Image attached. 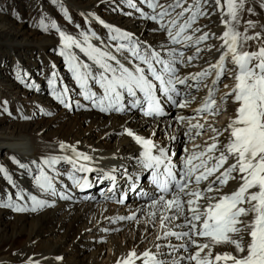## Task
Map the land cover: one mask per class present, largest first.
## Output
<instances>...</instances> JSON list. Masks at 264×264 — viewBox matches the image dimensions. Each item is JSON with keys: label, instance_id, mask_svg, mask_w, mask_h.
<instances>
[{"label": "snow or ice", "instance_id": "1", "mask_svg": "<svg viewBox=\"0 0 264 264\" xmlns=\"http://www.w3.org/2000/svg\"><path fill=\"white\" fill-rule=\"evenodd\" d=\"M124 2L126 7L139 13L140 18L157 25L152 31L162 33L164 41L158 46L147 43L134 33L108 24L92 13L89 15L108 30V41L114 43H106L91 29L81 31L79 39L74 38L62 31L55 21L45 23V18H41L39 27L42 31L52 29L59 34V54L64 57L79 89L76 96L81 98L73 96L66 85L57 87L53 73L48 81L53 99L70 111L73 105L76 109L90 105L104 114L138 111L148 120H157L168 114L167 108L184 109L190 106L196 100L193 91L207 88L206 96L193 115L178 114L175 117L177 129L187 124L184 132L187 140L201 136L204 124L199 122L200 119L218 115L229 99L238 105L234 117L222 129L209 125L212 142H205L202 151L189 153L185 146L184 154L175 160L177 153L153 139L155 131L145 137L125 127L123 134L138 146V155L130 157L135 160L134 167L138 170L133 173L127 168L110 171L97 168L93 156L65 142L59 143V150L65 153L63 156H45L39 162L32 160L29 164L11 157L14 164L33 175L40 197L18 188L15 201L7 195L0 200V208L37 213L54 207L57 198L71 199L66 186L57 187L56 178L62 175L57 165L61 162L70 165L67 179L72 188L81 192L92 188L93 181L89 176L95 173L97 181L107 180L110 183L107 191L117 195L113 202L125 204L127 193L117 191L121 187L118 184L119 173L128 190L138 192L144 203L130 210L128 216L110 218L111 222L135 220L139 224L138 214H144L146 226L155 227L158 218L161 233L156 239L168 242L155 244V252L146 249L137 254L133 249L116 264H136L137 261L140 264H264V46L256 51L240 50L243 42L261 37V33L247 35L248 28L255 27L252 20L247 21L248 28L243 33L238 30L246 0H214V8L210 0H171L170 3L139 0V4L149 10L147 12L135 0ZM57 6L71 23L67 9L59 3ZM217 10L225 29L221 36L216 37L214 33L194 27L200 18L213 15ZM247 11L255 15L252 8H247ZM210 38L222 41L220 49L223 51L219 58L215 63H209L208 68L182 76L180 69L194 66L192 62L202 58L200 53L205 49L201 45H205ZM93 40L99 41V45L93 44ZM177 45L194 49V52L186 57L185 51L179 50ZM206 47L210 51L214 46ZM73 48L83 53L91 64L80 60L71 51ZM229 64L233 67L229 68ZM210 77L211 83L208 84L206 81ZM222 77L234 78L235 83L217 99ZM17 79H23L19 71ZM94 86L98 91L94 90ZM223 87L229 88V85L224 84ZM4 105V111H7V101ZM225 133L228 135L225 136ZM165 135L169 141L176 139L167 131ZM198 147L194 145V148ZM230 159L233 162L229 164ZM144 173L150 174L152 187L148 191L143 186L137 187ZM0 174L17 187L6 167L0 166ZM229 181H236L239 186L230 193H224L222 190ZM101 231L107 233L109 230L105 228ZM170 238L179 243H172ZM222 244L232 246L235 253H213V248ZM55 259L60 261L62 257ZM26 264H39V261L33 262L30 258Z\"/></svg>", "mask_w": 264, "mask_h": 264}, {"label": "bare ground", "instance_id": "2", "mask_svg": "<svg viewBox=\"0 0 264 264\" xmlns=\"http://www.w3.org/2000/svg\"><path fill=\"white\" fill-rule=\"evenodd\" d=\"M61 1L64 0H57L58 3ZM80 1L83 2L86 0ZM136 1L137 0H135V2ZM160 2L170 3L171 0H160ZM212 4L214 8V1H212ZM262 5H264V0H246L245 10L240 14L238 30L243 33L245 30L244 24L248 20H252L255 23V27L248 28L247 35L254 36L255 33H261V37L258 41L253 39L243 42L240 48L241 51H256L259 47L264 46V7H262ZM139 7L143 8L145 12L149 11L146 7H144V5L140 4ZM95 8V5H91L90 0H87V3H85L83 7L79 8L74 5L70 10L68 9L67 12L68 15L71 16V11H75L81 17H84L86 21L97 25L101 34L99 37L106 43H114L108 41L107 39L108 30L94 20L89 13L94 14L96 17H99L108 24L134 33L136 37L146 41L147 43L158 46L159 43L165 39L162 33L152 31L157 27V25H155L152 21L140 18L139 13L135 11L132 14L131 11L128 12V9L125 8L122 11L123 14L116 13V16H112L109 12H107V17H100L96 12H94ZM247 8H252L255 15L250 14L247 11ZM105 11H107V8ZM127 13H131V15H127ZM59 17H61L59 13H56V17L53 15V21L56 22L57 26L67 34L79 39V32L73 31L67 26L61 24ZM63 17L66 19L64 15ZM220 17V11L217 10L213 15L200 18V21H197V24L194 25V27H199L203 32L214 33L216 37H219L225 30L221 24ZM136 27H138V29ZM91 28V26H87L86 31ZM20 33L21 32L19 30L16 32L10 31L6 28V24L0 23V37L16 38L20 35ZM200 34L201 33H196V35ZM45 42H47L46 45L56 47V56L60 57L57 58V61L55 60L56 63L53 61V64L40 61V68L43 69L46 68V66L47 68L49 67V72L51 74L49 73L48 79H44L43 77L42 79L38 78V82H36L37 84H27L28 81H26V78L22 79L25 84L20 82L23 86V91H21L24 94V97L30 95V98L24 101L25 105L21 106L19 110L22 114H24V112L27 113V110L31 108L32 105H39L40 110L43 109V111H53V113L55 109L58 108V102L55 99L52 100L53 96L48 83L53 73L56 75L57 87H63L66 85L72 93L75 91V93L79 92V89L76 87L75 81L72 78V73L68 70V65L65 63L64 57L59 54L61 50L59 34L56 31H53V40H46ZM92 43L99 45V41L97 40H93ZM221 44V40L210 38L206 41L205 45H201V47L205 49L200 53L202 58L198 61H193L192 64L194 66L181 68L180 74L183 76L199 72L208 68L209 63H215L223 51V49H220ZM15 45L19 46L21 44L15 43ZM207 45H213L214 47H212L209 51L207 50ZM176 47L181 51H185L186 57L188 55H192L194 52V49L191 48L184 49L179 45ZM217 49L220 50L218 51ZM71 51L77 55L80 60L91 64V62L88 61L83 53L79 52L78 49L73 48ZM228 66L229 68L233 67L231 64ZM36 67L39 66H35V69ZM232 75L234 77V72ZM27 79H29V77ZM222 81L223 82L219 85L221 91L217 93V99H219V96L223 93L228 92L235 83L234 78L229 79L228 77H222ZM206 83H211V77L208 81H206ZM224 84H228L229 88H224ZM18 87L20 88V86ZM3 90H7V86L5 88L3 87ZM47 90L49 91L48 95L44 96V93ZM94 90L98 91L95 86ZM193 94L196 96V100L193 101L190 106L184 109L167 108L168 114L158 118L157 120H148L142 117L138 111L124 114L112 113L109 115L100 113L97 109L92 108L90 105L80 109H74L75 105H73V110L71 111L62 108L59 111V114L53 118V125L58 127L57 130L48 132L49 134H52L50 136L47 134L41 136V128L47 129V125L43 122L38 124L35 123V126H30L31 124L29 122L21 124L9 123L5 130L1 126L3 124L2 120H0V152H7L8 155L10 154L9 158L15 157L20 162L29 164L32 160L39 162V160L45 156H63L65 153L59 150V143L65 142L69 145H75L78 151L83 153H92L105 160L106 164L104 166H98L95 163V167L97 168L103 167L100 169H103L104 171H110L113 168L120 170L127 168L130 173H133L138 170L134 167L135 160L130 159V157L138 155V146L131 140L130 137L123 134L125 127L131 128L136 133L145 137L150 136L151 133L155 131L156 136L153 139L159 144L171 148L172 152L175 153L180 150L183 151L185 145H190L191 149L188 151L189 153H192L193 151H202L206 146L205 142L208 144L212 142L210 139L212 133L208 130V128L209 125L216 127L215 123L218 120L219 114L215 117L205 116L200 119L199 122L204 124V130H202L203 134L201 136H197L194 140H187L184 136V132L187 128L186 123L179 127V129H177V126L175 125L174 120L176 115L191 116L194 114V110L200 106L201 99L206 96L207 88L201 87L199 92L193 91ZM75 97L77 99H81L78 96ZM237 106L238 105L233 104L231 99H229L228 103L220 112L226 115L227 120L224 121L221 126L216 127L217 129L226 127L230 118L234 117ZM135 115L136 117L134 118ZM59 121H63L67 127L59 124ZM206 121L207 123H205ZM83 122L87 123V128L82 129L79 133L78 129H80ZM193 123H196V121H193ZM42 124L43 126H41ZM168 125H171L172 129H174L172 134H170L171 131L170 133L168 132ZM99 129H102L99 133H97V138H99V140L93 141L92 132ZM59 130H67L68 133L71 134V138H67L68 140H66L65 136L55 134L56 131ZM165 131H167L168 135H175V141H169L168 136L165 135ZM194 133L195 130H193V135ZM113 134L119 136L117 143L112 150H106L103 147V144L108 145V139ZM227 135L228 134L225 133V136ZM51 138L54 139L52 140ZM220 139L224 140V137H221ZM183 141L185 143H182ZM194 145H199V147L194 148ZM183 154L184 151L181 155ZM175 159H178V157H175L174 160ZM232 162L233 161L231 159L228 161L229 164ZM227 166L228 165L226 164L225 167ZM57 168L62 173L61 176L56 178L58 181L57 187L63 188L66 186L68 188L67 194L71 196V199L60 200L57 198L55 200L54 207L45 208L37 213H16L12 211V215L10 216L8 212L4 211V208H0V243L2 242L3 245L12 243V245H14V241L17 237L22 234H27V245L20 242L14 245L15 253L12 258L13 264H26L30 258L33 262L39 261V264H116L118 259L125 257L127 253L133 249H135L137 254L146 249H151L155 252V244H165L168 242L156 239L157 234L161 233L158 218L156 226H152V231L150 230L151 225L146 226L144 223V214H138V219L141 221L139 224L135 220H124L115 224L111 222L110 218L128 216L131 214L130 210H135L139 207V205L144 203L139 198L138 192L128 190L124 179L119 177V173H117L118 184L121 187L118 188L117 191L127 193L126 202L130 199H134L133 201L127 203L125 202V204L113 202L117 197H115L116 194L109 193L107 191V189L111 186L110 183L107 180H103L102 182L97 181L95 179V173L89 176V178L93 181V187L81 192L79 189L72 188L71 182L67 179V171L70 169V165L61 162L57 165ZM7 169L11 175L16 172L21 176V178L18 177L14 180L17 187H13L12 184H10L6 179H4L3 175L0 174V180H2L4 187H6V195H11L14 197L13 199H15L17 189L19 188L25 193L40 197V192L34 184L33 175L25 172L21 168L12 170L9 166ZM104 184H106L105 187ZM140 186H143L145 191H148L152 187L151 183L147 181H143ZM203 186L204 185H202V187ZM238 186L239 185L236 181H229V183L224 186L222 191L224 193H230L236 190ZM103 187L104 190L106 188V191L101 192V188ZM108 197H111V199ZM20 203H23V201ZM105 228L109 230L107 233L101 231V229ZM8 231L10 233H8ZM170 239L174 244L179 243V241H176L174 238ZM245 239L247 240L248 237L245 236ZM53 240L55 242L54 246L52 245L49 248L51 250L39 253H37L38 251H32V248L35 246L30 244L31 241H37V244L46 245L49 243L53 244ZM139 240L141 241L136 244ZM144 240H146V242L141 245ZM59 249L61 252L57 253V250ZM226 251L235 253L234 248L226 244L218 245L213 248V253H223ZM57 256L62 257V259L57 261L55 259ZM65 261L66 263H64ZM136 264H140V261H137Z\"/></svg>", "mask_w": 264, "mask_h": 264}, {"label": "rangeland", "instance_id": "3", "mask_svg": "<svg viewBox=\"0 0 264 264\" xmlns=\"http://www.w3.org/2000/svg\"><path fill=\"white\" fill-rule=\"evenodd\" d=\"M212 1L214 0H210L211 3ZM52 2L53 0H0V23L6 24V28H8L10 31L16 32L17 30H19L21 32L20 35L16 38L0 37V120H2L3 124L1 126L3 129H5L9 125V123L21 124L29 122L31 124L30 126H35V123L38 124L43 122L45 123V125H47V129L40 127V132L42 133L41 136H44L46 134L50 136L52 134H49L48 132L57 130L58 126L53 125V118H55L59 114V111L64 108L59 103H57L58 108L55 109L54 113L53 111L41 112L39 105H32L31 108L27 110V113L24 112V114H22L19 112L21 106L25 105L24 101L30 98V95L24 97V94L22 93L23 86L20 84V82L22 84H25V82L24 80L17 79V72L19 71L20 75L23 76V79L26 78V81H28L27 84H34L38 82V78L42 79L43 77L44 79H48L49 77V67L47 68L46 66V68H40V61H45L47 63L49 62V64H53V61L54 63H56V61L58 60L57 58L60 57L56 56V47L46 45V40H53V31L55 30L49 29L48 31H42L39 27V21L42 17L45 18V23H49L53 21V15H55L56 17V13H59L61 15V17H59L60 23L67 26L69 29L73 31H78L80 33L81 31H86L87 26H91L92 32H94L97 36H101L99 27L97 25L86 21L84 17H81L75 11H71V23H69L67 19H64V13L61 8L57 6L58 2H53V4ZM136 2L139 6V1L137 0ZM85 3H87V0L83 2L80 0H64L59 2V4H62L63 8L67 10H70L74 5L75 7L81 8L84 6ZM90 4L95 5L96 8L94 12H96L100 17H107V12H109L112 16H116V13L123 14L122 11L125 8L128 9V12L131 11L132 14L135 11L134 9L126 7L124 0H90ZM106 8L107 11H105ZM198 21H200V19ZM77 25H79V28H77ZM244 27L248 28L247 22L244 24ZM136 28L138 29V27ZM259 39L256 40L258 41ZM15 43H20L21 45L16 46ZM35 66L39 67H36L35 69ZM28 77L29 79H27ZM6 86L7 90H3V87L5 88ZM18 86H20V88ZM48 92V90L45 91L44 96L48 95ZM75 92H73L72 94L76 96ZM5 101H7V111H4ZM9 113H11V115H9ZM45 113H51V115H46ZM22 116L26 117V119H21ZM135 117L136 115L134 116V118ZM224 118H226V115H224L223 113H219L218 120L216 121L215 126H221ZM220 119L223 120L220 121ZM59 124H62L64 127H67L65 126V123L63 121H59ZM41 126H43V124ZM86 128L87 123L83 122L81 124L80 129H78V132L80 133L82 129ZM101 130L102 129L92 132L93 141L99 140V138H97V133H99ZM173 131L174 129H172V127L168 129V132L170 134H172ZM55 134L59 136H65L66 140H68L67 138H71V134L68 133L67 130H59L56 131ZM118 138V135L113 134L108 139V145L103 144V147L106 150H112V148L115 147ZM51 139L53 140L54 138ZM184 141L182 143H185ZM185 146L187 147L188 151H190V145ZM182 153L183 152L181 150L177 151V157H179ZM86 154L93 156L95 158V163L98 166H104L106 164L105 160H103L100 156L92 153ZM9 155L7 152H0V166H4L6 168L10 166L12 170L19 169L18 166L12 162V159L9 158ZM11 176L13 180L17 179L18 177L21 178V176L16 172L12 173ZM105 186L106 185L104 184V187ZM104 187L101 188V192L106 191V188L104 190ZM6 192V187H4L2 180H0V200L4 199L7 196ZM13 200L15 201V199ZM133 200L134 199H130L127 202ZM4 209V211L8 212L10 216L12 215L11 209ZM150 228V230L152 231L153 227L150 226ZM8 233L10 232L8 231ZM26 235L27 234H22L21 236L17 237L14 241V245H16V243L18 242L27 245ZM140 241L141 240H139L136 244H138ZM54 242L55 241L53 240V244L49 243L44 245L37 244V241H31L30 244H32V246H35L32 248V251H38L37 253H39L51 250L49 248L52 245L54 246ZM145 242L146 240L142 241L141 245ZM0 244V264H13L12 258L15 253V246L12 245V243L3 245L1 242ZM60 252V249L57 250V253ZM64 263H66V261Z\"/></svg>", "mask_w": 264, "mask_h": 264}]
</instances>
